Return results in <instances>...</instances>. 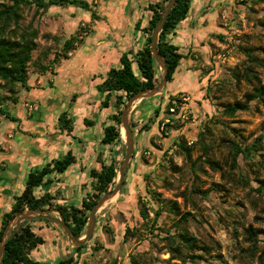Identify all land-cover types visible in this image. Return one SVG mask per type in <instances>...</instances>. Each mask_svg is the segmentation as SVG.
I'll return each mask as SVG.
<instances>
[{
	"label": "rangeland",
	"instance_id": "rangeland-1",
	"mask_svg": "<svg viewBox=\"0 0 264 264\" xmlns=\"http://www.w3.org/2000/svg\"><path fill=\"white\" fill-rule=\"evenodd\" d=\"M94 1L87 0L88 9L75 4L54 6L50 14L73 21H86L87 15L94 14L100 21L97 27L103 26L108 22L101 21V17L110 10L114 12L120 0ZM136 1L142 15L138 20L141 29L151 15L148 3L163 0ZM46 11H39L33 19L38 29L52 23L51 18L45 20ZM33 13V6H25L20 23L26 25ZM39 36L45 42L50 40L49 34ZM168 40L184 57L162 94L140 100L130 113L133 154L120 193L97 213L94 231L78 252L57 223L32 220V228L44 238V243L32 252L39 264H55L69 255L74 256L76 264H131L132 256L140 264H179L181 258L172 249L176 245L182 248L177 237L182 227L198 238V245L208 246L205 253L196 251L203 255L196 264L259 263L258 255L264 248V192L257 190V180L264 179L260 162L264 153V106L252 101L248 110L233 116L225 114L223 107L242 102L251 91V84L243 78L246 66L250 65L264 84V65L249 61L246 53L248 50L264 61V0H192L187 18L168 35ZM45 55L40 53L29 68L42 65L40 59ZM156 69L159 82L161 70L157 63ZM6 93L0 86V95ZM170 97L175 99L173 107L167 105ZM6 122L0 121V132ZM256 137L261 138L258 151L249 158L240 154L238 168L230 171L233 145H251ZM179 142L190 155L178 146ZM96 145L106 146L107 152V144L98 141ZM108 155L103 158L99 154L97 162L107 164L115 159L119 168L124 159L123 141L113 143ZM207 159L216 161L219 168L211 167ZM87 164L82 161L80 166L85 168ZM58 177L60 182L37 186L35 193L54 194V188L62 183L58 202L77 205L86 191H92L87 175H80L79 185L74 183L73 174ZM240 177H246L247 183ZM194 187L205 195L192 191ZM143 203L146 221L139 213ZM156 211L159 215L155 218ZM185 213H189L188 219L180 222ZM126 227L135 235L124 237ZM248 227L263 231L258 234L259 250L254 255L248 253ZM184 264L191 262L187 259Z\"/></svg>",
	"mask_w": 264,
	"mask_h": 264
},
{
	"label": "trees",
	"instance_id": "trees-1",
	"mask_svg": "<svg viewBox=\"0 0 264 264\" xmlns=\"http://www.w3.org/2000/svg\"><path fill=\"white\" fill-rule=\"evenodd\" d=\"M192 0H175L174 6L169 11L165 21L162 25L159 39L157 42V49L161 55L164 56L167 63V82L173 80L177 72L180 60L184 55L179 51V47L168 40V35L174 32L176 26L185 20L190 11V4ZM168 0L148 3L147 10L151 13L147 25L140 29L139 23L136 24V29H139L145 35V41L141 48L137 51H128L122 53L119 58V66L111 67L106 73L104 80L97 85V90L104 93L101 102L102 107L108 106L109 97L115 93L114 106L115 113L110 116L113 120L112 124L106 125L103 128V135L101 138L102 144H113L121 139L118 124L120 122V114L126 100L135 92L153 87L158 82L156 62L151 54L150 40L151 34L161 16V12ZM68 4H75L76 6L88 9L87 0H0V86L7 92L5 95H0V117L10 120H15L10 114L9 107L16 104L18 101V89L28 90V69L32 62L33 51L37 47L36 39L39 36V29L34 26L33 19L39 11H45L50 6H63ZM25 6H33L34 13L30 21L26 25H22L23 8ZM94 16V14L92 15ZM47 38V35H44ZM78 35H72L63 42L62 51L59 56L67 57V53L72 50L75 43L78 42ZM249 61H256L258 64L264 65L261 61L254 57L252 53L246 50ZM47 55V54H46ZM45 55V56H46ZM57 56H55V59ZM40 70H46L47 66L37 64ZM252 86L251 91L245 94L242 102L237 101L233 104H227L223 107V112L227 115L233 116L237 111L248 110L252 101L260 102L264 106V84L261 83L260 78L256 73H253L252 67L246 66V72L243 74ZM173 97H170L167 103L168 107L175 105ZM158 113V108L155 110V115ZM61 130L70 132L72 130L71 121L66 118V113L63 112L58 117ZM86 121V120H85ZM130 126H132L130 124ZM261 138L256 137L251 145L241 147L239 144H234L231 151V161L229 163L230 171L238 168V156L249 158L253 152H257L260 148ZM178 146L183 149L188 155L189 150L182 144ZM211 167L219 168L216 161L206 160ZM75 162V156L71 151L59 159L46 163L40 169L30 171L27 174L21 192L14 197V201L9 208L1 216L0 222V240L3 231L8 222L18 213L26 209H47L55 208L63 216L65 222L72 230L76 237H81L84 234L88 214L93 205L101 195L109 191L114 184L118 166L115 159L109 163L103 160L100 162V167H92L89 169L88 176L91 179L92 191H86L81 198L78 205L59 203L55 199L58 192L51 194L48 191L42 194L35 193L34 188L41 184L51 183L48 177L51 173H62L67 170ZM264 165V153H261V161ZM243 183H247L246 177H240ZM257 190L264 192V179H258ZM125 182L123 181V185ZM195 193L205 195V192L200 191L197 187L192 188ZM144 207L139 208L140 216L146 221L147 213ZM159 211H156L155 218L158 217ZM189 213L183 214L180 222H185L188 219ZM48 221L47 219H45ZM31 221H22L19 228L10 236L6 242L3 258L0 264H39L32 252L44 243V238L37 233L31 225ZM250 247L248 253L254 255L259 250L258 234L262 233L261 229H253L248 227L245 229ZM127 235H135L134 230L128 227L124 230V237ZM179 239L178 245L182 248L173 246V252L181 258V263L189 259L191 264H196V260L203 256L201 253L208 251L207 245H198V238L191 234L188 229L182 227L177 233ZM171 238L170 236L165 237ZM172 239L170 244H173ZM85 245L76 247L78 252ZM259 263L264 264V248L261 249V254L258 255ZM77 261L73 255L60 258L55 264H76ZM131 264H140L139 260L131 257Z\"/></svg>",
	"mask_w": 264,
	"mask_h": 264
},
{
	"label": "crops",
	"instance_id": "crops-1",
	"mask_svg": "<svg viewBox=\"0 0 264 264\" xmlns=\"http://www.w3.org/2000/svg\"><path fill=\"white\" fill-rule=\"evenodd\" d=\"M132 1L120 0L114 12L110 10L101 17V21L106 19L108 23L99 27L96 16L87 15L86 21H73L64 16H52L50 11L56 8L54 6L46 9L45 20L51 18L52 23L41 26L39 35L49 34L50 40L45 42L38 36L34 50L37 53L35 57L32 54V60L46 53L40 60L47 69L40 70L34 65L28 69L30 88H19L17 103L9 107L15 120L0 117V121H7L4 131L0 132V220L21 192L28 172L71 151L75 162L64 172L51 173L48 177L53 184L60 182L61 174H73L74 183L79 185L80 175L88 176L90 168L100 167L99 154L103 158L109 156L112 144H107L106 152V146L98 147L96 143H101L103 128L113 123L110 116L116 111L115 93L109 97L108 106L102 107L104 93L97 90V85L104 80L109 68L119 66L122 53L135 52L144 44L145 37L136 29L142 16L140 5ZM94 3L99 4V0ZM71 11L74 14V10ZM76 34L79 41L74 48L67 57L59 56L63 42ZM63 112L71 121L70 132L60 128L58 117ZM82 161L88 162L85 168L80 166ZM61 185L55 187L53 193L61 192Z\"/></svg>",
	"mask_w": 264,
	"mask_h": 264
},
{
	"label": "water",
	"instance_id": "water-1",
	"mask_svg": "<svg viewBox=\"0 0 264 264\" xmlns=\"http://www.w3.org/2000/svg\"><path fill=\"white\" fill-rule=\"evenodd\" d=\"M174 3H175V0H168L151 34V40H150L151 54L161 70L159 82L157 85H154L153 87L144 88V89H141L135 92L126 100V103L120 114V122H119L120 135L124 143V159L116 172V177H115L113 187L109 191L101 195L99 199L96 201V203L93 205L92 209L90 210L88 218H87L86 226H85L84 236L82 238L76 237L73 234L70 227L65 222L63 216L55 208L26 209L16 214L8 222V224L5 227V230L2 233L1 240H0V263L4 255L6 242L8 238L12 236L13 233L19 228L20 223L22 221H31L35 219L51 220L60 226V228L66 234L68 242L74 247L81 246L90 239L94 231L95 224H96L97 213L100 211L101 208H103L108 202L116 198L118 194L120 193L123 180L125 177V173L128 169V166L132 158L133 132L129 125L130 113L137 102H139L142 99L161 95L166 86V83H167L166 74L168 71L167 63H166V59L164 58V56L161 55L157 49V42H158L159 34L161 31L162 25L165 21V18L167 17L171 8L174 6Z\"/></svg>",
	"mask_w": 264,
	"mask_h": 264
},
{
	"label": "bare ground",
	"instance_id": "bare-ground-1",
	"mask_svg": "<svg viewBox=\"0 0 264 264\" xmlns=\"http://www.w3.org/2000/svg\"><path fill=\"white\" fill-rule=\"evenodd\" d=\"M122 134H123V132H122Z\"/></svg>",
	"mask_w": 264,
	"mask_h": 264
}]
</instances>
